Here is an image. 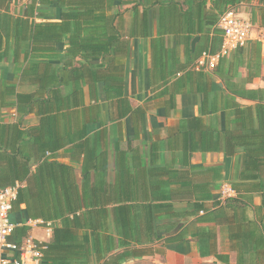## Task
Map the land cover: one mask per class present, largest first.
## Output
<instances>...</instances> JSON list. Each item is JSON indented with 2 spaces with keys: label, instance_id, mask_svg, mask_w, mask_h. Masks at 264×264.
Returning a JSON list of instances; mask_svg holds the SVG:
<instances>
[{
  "label": "crops",
  "instance_id": "obj_1",
  "mask_svg": "<svg viewBox=\"0 0 264 264\" xmlns=\"http://www.w3.org/2000/svg\"><path fill=\"white\" fill-rule=\"evenodd\" d=\"M217 2L106 0L98 13L110 23L97 26L93 46L99 54L89 58L82 51L88 42H71L69 35L62 42L9 40L8 14L23 16V4L0 0L1 184H20L11 218L28 228V238L49 242L67 216L58 213L68 200L85 209V194L112 192L126 182L134 191H190L191 203L202 199L209 209L217 198L238 195L233 184L239 183L243 149L226 153L217 136L236 125V105L255 102L228 89L227 63L221 72L195 67L203 51L222 46L224 5ZM234 8L251 20L246 0ZM62 11L54 0L31 21L60 22ZM261 57L259 77L248 83L246 68L239 67L232 84L264 87V39ZM86 143L94 153L85 152ZM23 155L27 172L20 168ZM246 187H240L244 200L260 204L257 191ZM190 202L173 205L191 210ZM195 219L170 220L180 225ZM186 238L123 264H225L217 254L237 263L224 223L198 221ZM39 264L53 263L46 258Z\"/></svg>",
  "mask_w": 264,
  "mask_h": 264
},
{
  "label": "trees",
  "instance_id": "obj_2",
  "mask_svg": "<svg viewBox=\"0 0 264 264\" xmlns=\"http://www.w3.org/2000/svg\"><path fill=\"white\" fill-rule=\"evenodd\" d=\"M53 1L40 0L37 5L36 0H30L20 10L23 16L8 14L9 40L62 42L64 36L69 35L71 42H88V46L82 51L89 58L98 55L93 46L97 26L110 23V17L98 13L108 6L106 0H59L60 7L65 9L61 13L60 22L31 21L36 10H44ZM242 1L244 0H218L217 4L224 5L223 12L228 4L234 7ZM246 3L251 8L253 21L264 27V0H246ZM37 15L41 16L42 12ZM83 33L86 34L83 36ZM261 53L262 43L252 41L234 50L229 55V60L226 56L215 66L220 71L227 63L225 82L228 89L255 102L252 106L243 108L236 105V125L232 129L218 131L217 136L219 149L226 153H233L237 148L243 149L244 160L239 183L233 184L238 192L237 196L224 200L217 198L209 209L202 199L191 203L190 191H134L130 183L126 182L121 187H111L114 190L112 192L85 194V209L71 198L68 200L69 206L58 213H67V216L61 226L54 228L52 239L46 243L37 241L41 246V259H51L53 264H94L95 261L97 264H123L129 259L142 258L164 250L167 243L186 241V236L198 221H215L229 227L233 248L238 252L236 264H264V87L247 88L244 84L240 86L230 81L239 67L246 68L248 83L259 77L262 73ZM84 146L88 155L95 152L88 143ZM22 157L24 162L20 168L27 172L30 167H26V164L29 162L24 155ZM90 162L92 161L89 160ZM1 183L0 169V188L6 187ZM244 184H248L249 187L246 188L257 191L261 198L260 204L254 203L251 206L244 200L240 191ZM18 200L19 193L14 205ZM183 200L190 202L191 210L176 211L173 203ZM249 213L253 216H249ZM189 216H195L196 219L188 224L179 225L170 220ZM27 229L26 226L15 228L10 239L19 246L22 245L28 238ZM177 229L181 230L179 238L174 236ZM217 257L225 264H230L228 257L221 254H217Z\"/></svg>",
  "mask_w": 264,
  "mask_h": 264
},
{
  "label": "built area",
  "instance_id": "obj_3",
  "mask_svg": "<svg viewBox=\"0 0 264 264\" xmlns=\"http://www.w3.org/2000/svg\"><path fill=\"white\" fill-rule=\"evenodd\" d=\"M19 4H26L30 0H14ZM40 0H36L39 5ZM222 30L223 41L219 50L207 49L197 58L195 67L197 69H213L220 60L229 56L234 50L246 46L249 42H263L264 32L259 37L254 35V24L245 19L234 7L224 10L218 21ZM264 28V27H263ZM20 184L15 183L0 188V264H39L41 259V246L37 241L27 238L22 245H18L10 238L18 226L11 218L14 202L17 200ZM228 192L223 190V195ZM48 233L51 232L50 224L46 225Z\"/></svg>",
  "mask_w": 264,
  "mask_h": 264
},
{
  "label": "rangeland",
  "instance_id": "obj_4",
  "mask_svg": "<svg viewBox=\"0 0 264 264\" xmlns=\"http://www.w3.org/2000/svg\"><path fill=\"white\" fill-rule=\"evenodd\" d=\"M251 20H252V22H253V24H254V29H255V32H254V35H256V38L257 37H259V32H258V22H255V21H253V19L251 18ZM262 81L264 82V74H263V76H262ZM146 264H151V262H149V261H147V263Z\"/></svg>",
  "mask_w": 264,
  "mask_h": 264
}]
</instances>
